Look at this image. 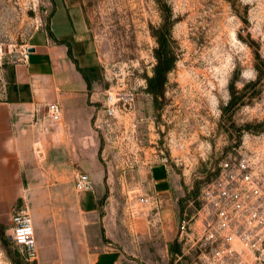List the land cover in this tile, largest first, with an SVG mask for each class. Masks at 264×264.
<instances>
[{
  "label": "rangeland",
  "instance_id": "374dc122",
  "mask_svg": "<svg viewBox=\"0 0 264 264\" xmlns=\"http://www.w3.org/2000/svg\"><path fill=\"white\" fill-rule=\"evenodd\" d=\"M164 25L175 65L163 93L154 96L147 78L156 64L155 33ZM41 34L70 38L94 83L100 165L87 162L83 170L65 163L61 153V160L50 161L48 144L36 145L25 164L26 198L15 207L26 205L33 219L38 259L31 261L11 242L14 209H3L0 264H77L65 256L66 236H54L57 223L78 217L82 193L74 184L80 172L96 175L93 191L98 181L107 187L101 201L121 221L103 229L104 243L123 253L125 264H264V256L238 239L247 230L238 216L231 230L220 232L233 233V244L206 241L207 221L217 226L218 218L211 207L201 210L199 200L222 163L254 157L264 192V0H0V101L14 57ZM111 91L133 99L132 113L107 117ZM154 166H165L170 179L171 214L163 227L160 208L140 201L151 194L162 200L145 179ZM125 211L147 220L123 222ZM183 212L195 223L197 247L196 241H180Z\"/></svg>",
  "mask_w": 264,
  "mask_h": 264
},
{
  "label": "crops",
  "instance_id": "0c3cea01",
  "mask_svg": "<svg viewBox=\"0 0 264 264\" xmlns=\"http://www.w3.org/2000/svg\"><path fill=\"white\" fill-rule=\"evenodd\" d=\"M60 24L67 25V22L62 20ZM80 27L82 29V24ZM80 31L77 29L76 34ZM55 37L74 49L70 38ZM53 39L41 34L33 45H28L35 51L30 53L28 62L12 65L9 90L0 101V210L12 211L19 200H25L23 179L29 176L25 164L38 144H48L50 161L61 160L62 156L58 155L61 153L65 163H79L83 170L89 167L87 162L100 165V140L92 125L97 109L94 83L88 76L87 81L75 64L73 59L79 61L77 54L73 52L72 59L68 46ZM78 65L82 69L81 64ZM52 102L62 107L59 123H52L47 117V105ZM103 174L104 171L98 173L96 179ZM146 174L148 189H154L162 199L158 221L163 227L166 216L169 218L171 214L168 171L165 166H154ZM106 191L104 184L96 182L94 191L81 194L78 217L67 218L55 226L54 237L58 240L66 236L65 256L77 259V264H125L126 256L104 243L103 229L115 219L121 221L112 218L113 209L101 201ZM125 212L123 222L147 220L145 214ZM38 234L42 237L41 232Z\"/></svg>",
  "mask_w": 264,
  "mask_h": 264
},
{
  "label": "built area",
  "instance_id": "2783aa9c",
  "mask_svg": "<svg viewBox=\"0 0 264 264\" xmlns=\"http://www.w3.org/2000/svg\"><path fill=\"white\" fill-rule=\"evenodd\" d=\"M30 53L28 46L22 47L18 56L14 57V63L28 62ZM132 102V98L119 96L116 92H108L104 103L107 117L116 119L120 110L132 113ZM47 117L52 123L61 122L62 107L58 102L47 105ZM257 160L258 157H254L222 163L216 177L202 188L199 200L201 210L211 207L218 218L217 226L207 221L206 241L216 242L221 239L228 245L233 244L236 238L233 233L230 232L223 236L220 232L224 229L231 230L232 222L238 216L240 217L238 220H241L247 227L246 232L238 236V239L245 247L262 257L264 256V217L262 216L264 192L259 180ZM74 185L78 193L93 191L91 178L85 172L76 175ZM140 201L144 205L150 204L156 211L160 208L157 194L143 197ZM193 223L192 216L188 217V214L184 213L179 222L180 241H185V243L196 241L195 246L197 247V229L193 231ZM10 238L13 244L21 248L31 261L38 259L35 226L26 205L19 209L14 208Z\"/></svg>",
  "mask_w": 264,
  "mask_h": 264
},
{
  "label": "trees",
  "instance_id": "16d2710c",
  "mask_svg": "<svg viewBox=\"0 0 264 264\" xmlns=\"http://www.w3.org/2000/svg\"><path fill=\"white\" fill-rule=\"evenodd\" d=\"M155 36L158 42V46L155 49L156 64L153 68L152 76L147 78V91L151 95L159 96L164 91V87L165 84L167 83L168 75L174 69L175 57H174L173 49L171 47V34L169 32L168 27H166V25L162 26L158 30V32L155 33ZM51 37L53 36L51 35ZM56 42H61L63 44H66L69 48V56L73 59V52H72V48L70 47V44L64 41H58L57 39ZM73 60L75 64H77L81 73H83V75L88 81L89 79L87 75L84 73V71L79 67L78 61L76 59ZM184 213L185 212L182 213L181 219ZM189 216L190 215L188 214V217Z\"/></svg>",
  "mask_w": 264,
  "mask_h": 264
},
{
  "label": "water",
  "instance_id": "95a60500",
  "mask_svg": "<svg viewBox=\"0 0 264 264\" xmlns=\"http://www.w3.org/2000/svg\"><path fill=\"white\" fill-rule=\"evenodd\" d=\"M35 51V49L34 48H30V52H34ZM11 239V238H10Z\"/></svg>",
  "mask_w": 264,
  "mask_h": 264
}]
</instances>
